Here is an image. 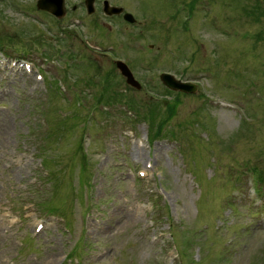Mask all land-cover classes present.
Returning <instances> with one entry per match:
<instances>
[{
    "label": "rangeland",
    "instance_id": "obj_1",
    "mask_svg": "<svg viewBox=\"0 0 264 264\" xmlns=\"http://www.w3.org/2000/svg\"><path fill=\"white\" fill-rule=\"evenodd\" d=\"M37 1L0 0V264H264V0Z\"/></svg>",
    "mask_w": 264,
    "mask_h": 264
},
{
    "label": "water",
    "instance_id": "obj_2",
    "mask_svg": "<svg viewBox=\"0 0 264 264\" xmlns=\"http://www.w3.org/2000/svg\"><path fill=\"white\" fill-rule=\"evenodd\" d=\"M47 1L48 0H38L37 1V7L39 9L48 10L51 13L55 14L56 16H61L62 10L55 9V11H54V9H52L50 7V5H49V3H47ZM108 9H112L113 12H121L122 11V8H120V7L107 5L106 12H109ZM124 18L126 20H128L129 22L134 21L133 16L129 13H125ZM115 64L118 67V69L120 70V72L122 73V75L125 76L127 83H129L132 86H135L137 88L140 87V84L138 83V81H136L134 79L129 68L124 64V62H122L121 60H116ZM159 77H160V80L163 83V85L166 86L168 89H171V90L193 92L196 89L195 84L189 83V82H182L181 80L176 79L174 76H172L171 74H168V73H161Z\"/></svg>",
    "mask_w": 264,
    "mask_h": 264
},
{
    "label": "flooded vegetation",
    "instance_id": "obj_3",
    "mask_svg": "<svg viewBox=\"0 0 264 264\" xmlns=\"http://www.w3.org/2000/svg\"><path fill=\"white\" fill-rule=\"evenodd\" d=\"M47 3H49L50 7L52 9H57V10H62V15H68L70 14L74 19H77V22L74 21L73 22L76 24H79L78 21H81L82 18L79 14V12L77 11V9L80 10H86V12H94L97 8V6L99 5L101 8V11L104 15L106 16H111V17H116L118 19H123L124 21H126V19L124 18V14L126 11L122 10L121 12H113L112 9H108L109 12H106L107 9V5L108 6H115L112 5L111 3H109V0H48ZM118 7V6H115ZM47 12V11H46ZM49 13V12H47ZM50 14V13H49ZM128 22V21H126Z\"/></svg>",
    "mask_w": 264,
    "mask_h": 264
},
{
    "label": "bare ground",
    "instance_id": "obj_4",
    "mask_svg": "<svg viewBox=\"0 0 264 264\" xmlns=\"http://www.w3.org/2000/svg\"><path fill=\"white\" fill-rule=\"evenodd\" d=\"M0 130L7 131V130H8L7 125H5V127H4V126H1V127H0ZM139 155H140V151L137 150V151H136V156H139ZM4 220H6L5 217L3 218V221H4ZM0 226H1V224H0ZM6 226H7V224H6ZM41 232H43V231H41Z\"/></svg>",
    "mask_w": 264,
    "mask_h": 264
},
{
    "label": "trees",
    "instance_id": "obj_5",
    "mask_svg": "<svg viewBox=\"0 0 264 264\" xmlns=\"http://www.w3.org/2000/svg\"><path fill=\"white\" fill-rule=\"evenodd\" d=\"M126 104L129 105L130 107H134L132 101H129V102L127 101Z\"/></svg>",
    "mask_w": 264,
    "mask_h": 264
}]
</instances>
